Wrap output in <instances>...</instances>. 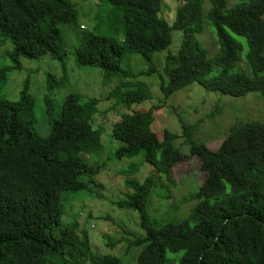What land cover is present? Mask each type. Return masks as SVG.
I'll return each mask as SVG.
<instances>
[{"label":"trees","instance_id":"obj_1","mask_svg":"<svg viewBox=\"0 0 264 264\" xmlns=\"http://www.w3.org/2000/svg\"><path fill=\"white\" fill-rule=\"evenodd\" d=\"M107 1L120 6L122 40H115L116 31L113 37L100 31L86 35L72 52L79 67H99L107 78L120 81L152 74L154 55L169 48L177 29L183 32L182 45L167 57L168 82L160 86L164 97L198 83L207 91L235 97L258 91L264 101V0H239L230 7L228 0H209L207 11L206 0H182L172 25L160 16L162 0ZM75 12L69 0H0V35L13 46L6 54L12 70L21 69L23 57L49 58L64 69L67 51L60 26L76 27L70 17ZM207 21L216 31V56L209 55L199 38ZM230 32L246 42V72H230L241 50ZM126 53L139 54L149 68L122 69ZM216 68L222 72L210 77ZM6 78L0 71V93ZM57 83L47 76L48 87ZM112 96L125 107L151 99L140 85L124 91L116 86L107 94ZM92 102H83L78 94L66 95L58 117L49 121V134L42 137L34 130L35 98L29 79L18 101L0 96V264H121L114 255L95 253L88 230L78 221L61 223L62 191L75 194L85 189L90 183L81 176L103 169V164L83 157L103 149L102 131L82 118ZM149 112L125 115L112 129L120 142L117 157L144 149V161L158 172L141 182L126 180L132 192L113 201L139 216L143 234L133 243L140 248L136 264H264V123L233 126L216 149L195 143L192 152L199 154L206 173L199 189L189 195L196 205L180 221L156 227L147 212L148 197L162 177L170 184L175 181L174 168L187 155L175 146L176 134L165 131L159 139L142 129Z\"/></svg>","mask_w":264,"mask_h":264},{"label":"rangeland","instance_id":"obj_2","mask_svg":"<svg viewBox=\"0 0 264 264\" xmlns=\"http://www.w3.org/2000/svg\"><path fill=\"white\" fill-rule=\"evenodd\" d=\"M237 1L239 0H228V6H233ZM180 4L182 0H162L160 16L172 25ZM210 4L209 0L205 1V11ZM69 6L76 11L70 17L77 21V26H60L62 42L67 51L64 69L49 58L32 60L23 57L21 69L12 70L13 63L6 54L12 51L13 46L0 35V71L7 74L0 96L18 101L21 89L29 79L30 92L35 98L34 130L42 137L49 134V121L58 117L60 105L66 95L78 94L83 102L93 101L92 107L84 112L82 118L93 129L102 131L103 149L81 156L91 164H103V169L81 176L83 179L86 176L85 180L90 183L85 189L75 194L67 189L62 191L64 214L61 223L64 225L78 221L81 227L86 228L95 253L101 256L114 255L120 259L121 264H136L140 248L133 243L136 237L143 234L139 228V216L134 211L118 208L113 201L132 192V188L125 184L126 180L141 182L148 174L158 175V172L154 166L144 161V149L130 157H117L115 150L120 142L112 136L113 127L125 115L151 111L146 114L142 129L155 132L159 139L164 137L165 131L176 134L175 146L187 155L174 168L175 181L170 184L162 177L148 197L147 212L150 221L152 225L161 227L168 222L180 221L196 205L197 200L191 199L189 195L199 189L206 173L201 168L199 154L192 152V146L195 143H206L211 149H216L230 134L233 126L246 121L264 123V101L258 91L235 97L220 91H207L198 83L164 97L160 86L162 81L168 82L165 73L167 57L169 54L175 55L182 45L183 32L177 29L172 32L173 40L169 48L154 55L155 72L152 74L120 81L107 78L99 67L81 68L72 52L86 35L96 31L110 33L111 37L116 31L115 40L121 41L122 12L119 5L107 0H69ZM262 17L264 19V14ZM230 34L241 45L240 61L230 72H246V42L236 34ZM199 38L210 56L220 53L216 31L210 22L205 23V30ZM120 65L130 72H145L150 66L137 53H126ZM221 72V69L216 68L210 77ZM47 76L56 80L57 85L48 87ZM138 85L150 93V100L125 107L117 101L118 96L107 97L109 91L116 86L124 91ZM97 192L103 196L97 195Z\"/></svg>","mask_w":264,"mask_h":264}]
</instances>
